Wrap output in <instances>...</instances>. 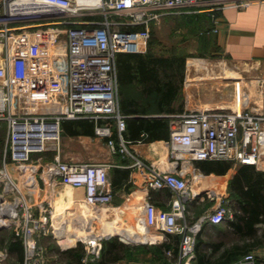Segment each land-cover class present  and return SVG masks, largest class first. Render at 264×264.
I'll return each mask as SVG.
<instances>
[{
	"label": "built area",
	"instance_id": "built-area-1",
	"mask_svg": "<svg viewBox=\"0 0 264 264\" xmlns=\"http://www.w3.org/2000/svg\"><path fill=\"white\" fill-rule=\"evenodd\" d=\"M251 1L0 2V121L7 125L0 168V232L9 229L22 239L21 264H47L45 236L62 244L59 235L72 228L89 231L83 218L93 219L90 228L95 231L104 213L117 214L109 174L115 164L64 159L61 139L66 119L95 120L96 134L107 139L111 151L132 157L130 167L144 177L146 190L144 201L132 206L138 210V225L154 235L180 234V264H191L198 234L207 223L234 217L224 196L217 201L207 192L211 204L189 221L191 205L206 197L198 183L202 171L188 169L207 159L259 165L264 157V109L252 106L245 95L233 107H196L167 114L169 164L160 166L131 151V143L124 138L126 115L120 109L116 56L146 51L152 22L166 13L188 10L216 19L218 10L247 6ZM139 25L143 27L132 28ZM131 181L135 183L133 176ZM166 189L172 193L170 209L159 206L152 192ZM61 196L71 205L58 209ZM130 201L126 202L129 207ZM124 207H118V212ZM114 235L97 234L93 240L80 237L63 249L85 242L84 261L90 264L100 255L103 240ZM11 255L7 246L0 247V264L10 262ZM260 262L259 254L249 251L230 264Z\"/></svg>",
	"mask_w": 264,
	"mask_h": 264
},
{
	"label": "crops",
	"instance_id": "crops-1",
	"mask_svg": "<svg viewBox=\"0 0 264 264\" xmlns=\"http://www.w3.org/2000/svg\"><path fill=\"white\" fill-rule=\"evenodd\" d=\"M2 0H0L1 2ZM216 19L211 16H207L205 13L196 12V11H176L172 13H166L161 16L166 22L176 19L179 22L192 21L196 26L195 30L197 31L196 37L199 41L200 46L204 47L208 45L211 49H216L232 60L236 61H257L264 62V0H252L247 6H230L225 7L217 11ZM178 22V23H179ZM193 34V33H192ZM119 82V81H118ZM238 89V87H237ZM237 93L240 92L237 91ZM238 95V94H237ZM238 95V96H239ZM243 99L242 97H237ZM240 99V100H241ZM120 102V99H119ZM118 132V131H117ZM78 138L77 136H82ZM62 157L70 161H90V162H111L115 164L110 169V179L112 183V175L114 174L113 168H129L131 174L128 182L133 176L135 183L131 186L130 189H126L125 184L115 187L112 183V189L114 191V202L113 204L118 207H124L123 210H117L114 208L116 213H121L123 219L128 222L132 218V214H129V206L126 204L128 200L133 199L134 197H139L138 200L143 202L145 198V189H144V177L137 171H132L130 164L133 161L131 156H124L123 153H114L111 151L107 139L105 137L99 136L96 134H78L72 135L63 130L62 138ZM168 139H158L154 141H136L132 142L129 147L130 150L142 155L144 158L157 163L160 166H166L169 164V151L167 145ZM81 143L80 146H85L89 148L97 147V149L102 150L100 144H105L108 148L107 153L109 158H112V161H106L107 158H104L103 161L99 160L96 156L88 158V160H75L73 156H70L65 148L69 146H75L74 144ZM87 159V158H86ZM240 163H234L225 173L210 172L205 173L201 170L197 164H193L189 167V171L193 172L197 168L202 171V174L198 176V183L200 188L203 189L204 197L207 196V192H210L212 196L218 198L224 196L225 199L230 203L231 206L237 204L236 197L234 196V191L230 188V182L235 177L240 167ZM259 170H264V157L259 165L256 166ZM247 186V185H246ZM68 190V188H65ZM169 192L170 198L164 205H159L164 209H170V200L172 199V193ZM130 195V196H129ZM130 197L127 200V197ZM154 199L158 203V199L155 195ZM201 198H198L197 201L190 207V216L189 221L193 222L200 215H196L197 208H205L207 205L205 201H200ZM201 204V205H200ZM114 212V211H113ZM208 226L215 228L218 227H229L230 233L232 232V227L229 225L228 221L222 223H207L204 227ZM204 230V229H203ZM213 233V232H212ZM107 234H120L114 228H112ZM200 234V235H199ZM198 235L205 240V243L199 246V251L202 253L211 254L212 257L210 260L205 258V261H198V258L195 257L191 260V264H230L233 260L239 258L244 253L241 248L232 249L234 247H226L225 249L218 247L214 250L212 246H208L207 243H210L212 240V235L208 232H201ZM121 237L126 241H142L136 244H128L123 242L125 245L123 248L115 249L111 256L104 255L101 251L97 260L90 264H180V234H168L160 233L157 235L150 234L145 232L144 229L133 231L131 228H128L126 233L120 234ZM145 240V241H144ZM149 242V243H148ZM6 246V245H5ZM247 249V248H246ZM251 251L259 254L261 258L260 264H264V246L261 243H257L252 246ZM48 251V250H47ZM224 251L228 253L231 252L230 260L225 263H221V255ZM48 264H79V261L72 259V254L66 252V250H58L57 248L53 251V254L50 253ZM88 251H86V255ZM84 256V258H85ZM226 257V256H225ZM84 258L82 262L84 261ZM85 262V261H84ZM87 264V263H86Z\"/></svg>",
	"mask_w": 264,
	"mask_h": 264
},
{
	"label": "trees",
	"instance_id": "trees-1",
	"mask_svg": "<svg viewBox=\"0 0 264 264\" xmlns=\"http://www.w3.org/2000/svg\"><path fill=\"white\" fill-rule=\"evenodd\" d=\"M141 27L143 26H133L132 28ZM178 62L181 64L180 67ZM184 64L185 56L178 54L163 56L155 54L152 50L117 53L120 109L126 115V128L123 135L130 143L138 140L154 141L170 138V117L167 114L184 111L177 108L180 85L175 81L176 73L174 72L184 68ZM95 127L96 121L90 118H72L63 121L64 131L72 135H93ZM4 133L5 139L4 137L0 138V146L2 147L4 143L5 149L6 131ZM113 136L118 138L116 126H114ZM2 158H4V152L1 150L0 160ZM232 163L229 160L219 159L196 162L197 166L205 173H225ZM113 171L112 183L115 187L125 184L126 189H130L133 186L131 180L128 182L131 174L129 168L114 167ZM230 188L234 191L237 204L232 206L234 217L228 221L229 225L240 236L253 239L247 240L245 247H240L241 251L243 248L245 249L243 250L245 254L260 241L257 233L261 224L264 223V170L257 169L254 164H241L237 174L230 182ZM199 235L195 255L200 262L205 261L206 257L207 260H210L211 254L199 251V246L201 247V244L205 243V240ZM5 245L11 252L17 254L21 264L24 259L22 239L16 235L11 238L7 237ZM124 245L117 237L106 238L103 240L102 253L110 257L115 249L123 248ZM219 246L220 244H216L214 250ZM238 247L235 246L236 249ZM232 250L231 252L235 251L234 248ZM66 252L72 254V259L79 261V264H86L84 261L82 262L86 255L83 246L66 249ZM231 252L229 253L231 254ZM229 253L227 251L222 253L221 263L230 260Z\"/></svg>",
	"mask_w": 264,
	"mask_h": 264
},
{
	"label": "rangeland",
	"instance_id": "rangeland-1",
	"mask_svg": "<svg viewBox=\"0 0 264 264\" xmlns=\"http://www.w3.org/2000/svg\"><path fill=\"white\" fill-rule=\"evenodd\" d=\"M178 22L177 18L166 22L161 19V17L153 22L151 24V39L146 47V50H152V52L158 55L168 56L178 54L185 56L184 68L180 71H174L176 73L175 81L180 85V92L176 103L177 108L179 110H185L206 106L233 107L236 105L237 97L244 98L246 95L251 99L252 106H260L264 109V62L236 61L230 59L216 49H211L208 45L201 47L199 44L200 42L197 41L195 34L197 32L195 30L196 26L193 22ZM178 63L180 67L181 64L180 62ZM238 86L240 95L237 93ZM5 131L7 135V125L0 121V138L4 137L5 139ZM77 137L82 138L83 135ZM62 142L63 140L61 141V145ZM3 145L4 143L2 147L0 146V151L2 150V152H4ZM74 145L75 146L65 148V150L70 153V156H73L75 160H88V158L96 156L101 161H103L104 158H107L106 161H112V158L108 156V148L105 144H100L102 150L97 149L95 146L94 148L80 146L81 143H76ZM2 165L3 158L0 160V168ZM232 165H234V163H232ZM152 192L153 195L157 197L161 206L166 204L171 195L166 190H153ZM139 199V197H134L130 201L131 206L128 209V212L130 211L129 214H132L130 221L126 222L121 213L111 215V212H109L110 215H107L106 212L103 215L102 221L94 225L95 231L100 232L103 224L113 219L121 222L123 226H139L135 218L138 210L132 207L138 203ZM208 199L209 198L206 197L205 203L207 206L211 204V201ZM56 205L58 209H61L64 205H71V202L62 200L59 197ZM82 207L85 210L86 206ZM203 210L204 208L201 205V207L197 208L196 215L198 216L200 213H203ZM205 231L210 233L213 237L208 244L209 247L212 246L213 248L216 247V244H220L219 247L222 246L224 249L229 246L236 249V245L239 246L238 248L245 247L247 240H253L252 238L247 239L240 236L234 230L230 233L231 230L228 226L215 229L211 226L207 228L203 227L201 232ZM13 235L14 233L12 230H2L0 232V247H4L7 237L11 238ZM112 237H117L120 241L127 243V241L122 240L120 234H115ZM112 237H109V239ZM257 237L261 245L264 246V223L261 224ZM128 242H130L128 244H136L142 241ZM42 243L48 250L47 264L49 262V256H51L50 253L53 254L56 248L62 250L64 247V245L59 244L57 240L51 236H45L42 239ZM78 246H83L86 250L85 242L79 241ZM69 248L72 247H66L63 250ZM7 264H20L16 253L12 252L10 262Z\"/></svg>",
	"mask_w": 264,
	"mask_h": 264
},
{
	"label": "bare ground",
	"instance_id": "bare-ground-1",
	"mask_svg": "<svg viewBox=\"0 0 264 264\" xmlns=\"http://www.w3.org/2000/svg\"><path fill=\"white\" fill-rule=\"evenodd\" d=\"M80 1H86V0H80ZM197 61V60H196ZM196 63V62H195ZM239 88V86H238ZM240 92V89H237ZM236 91V90H235ZM239 94V93H238ZM241 99L240 101H242ZM229 102V101H228ZM61 199L63 200V197L61 196ZM83 224L86 228L89 229V231H80V229H74L72 228L71 231L59 235V241L64 245V246H70L76 243L77 239L81 238H91L92 240L96 237L97 234H107L112 228H114L118 233L123 234L126 233L128 228H131L133 231H137L142 229L140 226H134V225H129V226H123L121 222L119 221H107L103 224L102 230L100 233L96 231H92L93 229L90 228V225L92 224L91 218H83Z\"/></svg>",
	"mask_w": 264,
	"mask_h": 264
}]
</instances>
